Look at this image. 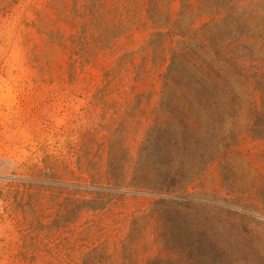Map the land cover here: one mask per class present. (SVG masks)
Instances as JSON below:
<instances>
[{
  "label": "rangeland",
  "instance_id": "374dc122",
  "mask_svg": "<svg viewBox=\"0 0 264 264\" xmlns=\"http://www.w3.org/2000/svg\"><path fill=\"white\" fill-rule=\"evenodd\" d=\"M144 2L0 0V264L103 242L155 244L174 264H264V0L212 33L217 49L232 45L212 63L230 79L221 114L169 97L146 53ZM184 3L198 0H170L166 16ZM78 177L127 184L110 192L111 209L75 224L59 186Z\"/></svg>",
  "mask_w": 264,
  "mask_h": 264
},
{
  "label": "trees",
  "instance_id": "16d2710c",
  "mask_svg": "<svg viewBox=\"0 0 264 264\" xmlns=\"http://www.w3.org/2000/svg\"><path fill=\"white\" fill-rule=\"evenodd\" d=\"M169 1L145 0L141 6L144 24H149L155 29L146 53H150L155 62H160L163 68L161 78L164 89L172 100L183 105L185 109L194 101L200 102L211 112L221 114L232 104L229 93L230 79L221 67L214 68L212 63L220 64L224 55L230 56L232 45L223 44L217 49L212 33L218 23L229 15L241 13L248 5L258 4L262 0H238L229 10L214 7L215 0H198L195 5L184 3L179 17L175 19L170 15L167 17L165 13ZM123 8L130 9L129 5ZM200 10L205 11L206 15L201 13L199 19L187 20L191 14ZM106 11L108 14L114 13L110 6ZM129 24L130 21H123V26ZM133 66L139 78L142 76L140 71L149 73V63L145 57L143 63ZM20 181V189L28 188V183L44 188V183L40 181ZM72 181L73 183L63 181L60 184L59 200L61 207L71 209L75 224H79L81 219L91 212H105L111 209L114 202L109 198L110 192L113 188L125 187L127 184L110 180L105 187L100 181L90 183L86 177H78ZM42 190L44 189L41 188L40 191ZM117 193L125 191L120 189ZM11 196V193L8 197L4 195V201L8 202ZM165 245L166 243H163L162 247ZM154 246L155 244L151 248L146 244L109 242L61 243L58 249L47 244L41 254L46 260L45 264H174L171 255H159ZM38 255L39 252L36 256Z\"/></svg>",
  "mask_w": 264,
  "mask_h": 264
}]
</instances>
